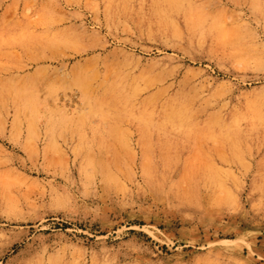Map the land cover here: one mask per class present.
<instances>
[{"label": "rangeland", "instance_id": "rangeland-1", "mask_svg": "<svg viewBox=\"0 0 264 264\" xmlns=\"http://www.w3.org/2000/svg\"><path fill=\"white\" fill-rule=\"evenodd\" d=\"M152 5L0 0V264H264V0Z\"/></svg>", "mask_w": 264, "mask_h": 264}, {"label": "bare ground", "instance_id": "bare-ground-1", "mask_svg": "<svg viewBox=\"0 0 264 264\" xmlns=\"http://www.w3.org/2000/svg\"><path fill=\"white\" fill-rule=\"evenodd\" d=\"M150 1L153 3L152 7H154V10H151V15L153 13L156 14L158 12H165L166 13V12H170V11H177L178 7H179V3H180V0H150ZM155 14H153V15H155ZM155 19L157 21H153L152 23H155V24L162 26L163 29H167V30H170L171 32H175L174 27H173L174 23L170 22L166 18H164V19L155 18ZM123 101H124V98L121 97L120 102H123ZM120 102L117 101L114 103H115V105H117ZM116 109L120 110L119 107H117ZM154 113H160L164 116V118L166 120V126L165 127L168 128L169 130H172L171 128H173V129L177 128L180 125V121L183 118H187V116H188V112L186 111V109H184V108L180 109V108H176V107L163 109V110H161V112L154 111ZM152 116H154V115H152ZM235 124H236V121H235ZM263 128H264V126H263Z\"/></svg>", "mask_w": 264, "mask_h": 264}]
</instances>
